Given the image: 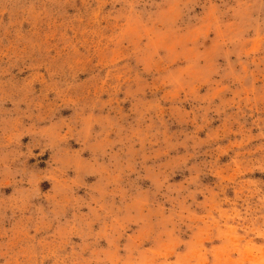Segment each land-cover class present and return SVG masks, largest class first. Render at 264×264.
Wrapping results in <instances>:
<instances>
[{"label": "rangeland", "instance_id": "rangeland-1", "mask_svg": "<svg viewBox=\"0 0 264 264\" xmlns=\"http://www.w3.org/2000/svg\"><path fill=\"white\" fill-rule=\"evenodd\" d=\"M0 264H264V0H0Z\"/></svg>", "mask_w": 264, "mask_h": 264}]
</instances>
